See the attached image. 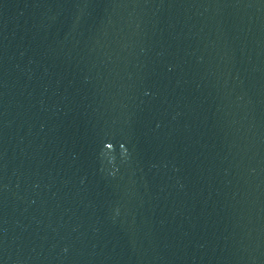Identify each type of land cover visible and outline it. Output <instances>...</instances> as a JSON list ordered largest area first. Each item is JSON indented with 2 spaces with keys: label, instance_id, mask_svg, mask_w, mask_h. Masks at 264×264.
I'll return each mask as SVG.
<instances>
[{
  "label": "water",
  "instance_id": "water-1",
  "mask_svg": "<svg viewBox=\"0 0 264 264\" xmlns=\"http://www.w3.org/2000/svg\"><path fill=\"white\" fill-rule=\"evenodd\" d=\"M0 264H264V0H0Z\"/></svg>",
  "mask_w": 264,
  "mask_h": 264
}]
</instances>
